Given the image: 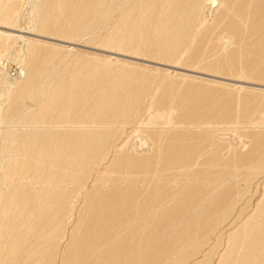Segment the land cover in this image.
I'll return each instance as SVG.
<instances>
[{
	"label": "bare ground",
	"instance_id": "obj_1",
	"mask_svg": "<svg viewBox=\"0 0 264 264\" xmlns=\"http://www.w3.org/2000/svg\"><path fill=\"white\" fill-rule=\"evenodd\" d=\"M31 3L42 36L264 84V0ZM37 40L1 73L0 264H264V87Z\"/></svg>",
	"mask_w": 264,
	"mask_h": 264
},
{
	"label": "rangeland",
	"instance_id": "obj_2",
	"mask_svg": "<svg viewBox=\"0 0 264 264\" xmlns=\"http://www.w3.org/2000/svg\"><path fill=\"white\" fill-rule=\"evenodd\" d=\"M19 1L21 2V0H19ZM38 1L39 0H37V1L36 0H29V1L27 0V2H30V3L33 2V4L36 3V2H38ZM25 2H26V0H22V3H21V11H20V15H19L20 17L18 16V18H20V19L17 18L16 23H15V26H13V27L7 26L8 28H6L5 25L2 26L0 24V27L3 29V31H11V30L14 31V30H16V32L14 31V34H13V32H9V33L10 34H13L14 36H16V35L19 36V39H20V41H19L20 43L18 42L16 44V46H14L13 50H11L8 53V56H7L8 58L5 57V58L2 59L3 61L1 60V62H0V71H2V72H0V80L3 78L2 76H4V78H7L8 80H12V79L13 80H19V79H22L23 78L24 75H23V73H22V75L20 73L21 72V64L19 63V61H20L19 59L22 58V53L20 54L21 58H19V59L16 60L18 62L17 63L14 60V59H16V56H17V53L16 52H17V50H18V52L21 51L22 47L24 48V41L25 40H28V39H30V40H37L38 39L37 41H41V42H44V43L53 44L55 46H62L64 48H67L68 50H73L72 52H76V53L78 52V53H84V54H90V55L93 54V55H97V56L108 57L111 60H122V61H127V62H131V63H135V64H138V65H141V66L148 67V68H150L152 70H157L161 75H163V74H169L171 76H174V75L194 76L196 78L203 79V80H208V81H212V82H219V83H224V84H230V85H234L236 87H244V88H250V89H255V90H262V88L264 87V84H262V85L261 84H254V83L244 82V81H240V82H236L235 81V83L234 82H230L228 80L225 81L223 79H226V77L225 78H222V77H214V76L210 77L209 74H207V73L205 74V73H202V72H197V75H196V73H194L193 70H190L188 68H184L182 66H177V65L174 66V65H171V64H162L160 62H156V61H152V60L136 58L134 56H129V55H125V54H121V53H117V52H112V51H109V50H105V49H102L100 47H96V46H93V45H90V44L86 43V40L85 39H83V40H81L79 42H70V41H64V40H57L56 38H52V37H48V36H42V35H40V34H38L36 32H33L32 30H31L32 32L29 31L30 27H32V25L30 24L31 22H30V15H29V11H30L29 9L31 8L32 3L30 4V3H27V2L25 3ZM22 6H23V8H22ZM25 13H28L27 14L28 16L25 15ZM18 27L19 28L21 27V28L18 29ZM5 28H6V30H5ZM19 31H21V32H19ZM18 32H19V34H18ZM67 43H68V45H67ZM17 48H19L20 50L17 49ZM10 53H11V55L14 53V56L12 55V57H11V55H9ZM15 53H16V56H15ZM112 53H113V55H112ZM117 55H119V56H117ZM9 58H12V60H10ZM13 60H14V62H13ZM176 69H180V70L177 71ZM1 73H2V76H1ZM5 73H7L6 74L7 77L5 76ZM201 74H202V76H201ZM217 78H219V79H217ZM232 83H234V84H232ZM256 85H258V86H256ZM251 86L252 87L254 86V87L252 88ZM2 103H3V98H0V108H1ZM130 131H131L130 128L124 129V137ZM256 200H254L253 202H255Z\"/></svg>",
	"mask_w": 264,
	"mask_h": 264
}]
</instances>
